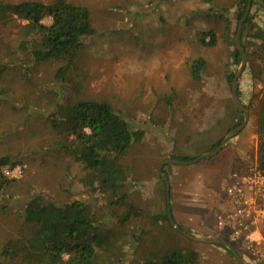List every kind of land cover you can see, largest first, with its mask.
Returning a JSON list of instances; mask_svg holds the SVG:
<instances>
[{"label": "rangeland", "instance_id": "374dc122", "mask_svg": "<svg viewBox=\"0 0 264 264\" xmlns=\"http://www.w3.org/2000/svg\"><path fill=\"white\" fill-rule=\"evenodd\" d=\"M53 1L0 3L48 5ZM66 1L88 11L95 31L83 41L71 64L31 61L17 49L26 23L0 16V61L6 65L0 78V156L9 157L11 167L24 170L20 180L0 193V264H35L21 255L6 258L3 251L8 241L30 238L39 231L36 224L24 220V210L36 197L59 206L78 202L88 207L98 235L106 241L97 248L99 264L110 258L115 264L120 257L117 251H123L121 264H148L167 253L189 250L198 252V264H239L223 249L190 242L169 226L163 218L165 187L158 169L167 159L191 161L212 151L239 121L231 84L240 67L235 62L234 38L243 0ZM249 16L264 29L260 8L251 7ZM51 23L50 17L42 21L45 26ZM209 32L216 40L213 47L202 43V34ZM196 60L206 64L200 79L191 72ZM66 66L60 80L58 71ZM258 72V63L250 69L246 63L237 80L240 101L249 114L237 136L212 158L190 166L162 167L169 181L172 217L189 235L228 242L216 220L229 176L250 162H260L264 149V135H258L263 86L253 79ZM78 102H104L144 133L140 144L115 161L123 173L120 195H126L124 200L102 193L96 183L86 186V172L72 154L71 138L51 127V115ZM236 139L241 155L238 168H214L216 161L226 163L230 158V143ZM236 248L247 263L256 259ZM261 252L264 256V247Z\"/></svg>", "mask_w": 264, "mask_h": 264}, {"label": "trees", "instance_id": "16d2710c", "mask_svg": "<svg viewBox=\"0 0 264 264\" xmlns=\"http://www.w3.org/2000/svg\"><path fill=\"white\" fill-rule=\"evenodd\" d=\"M202 1L210 3L211 0ZM243 4V9L238 14L237 24L243 16L247 0H243ZM254 6L264 12V0H252L251 7ZM5 15L26 23L23 27L24 36L20 39L17 49L35 63L66 60L68 64H71L82 47L83 41L95 34L89 22L88 11L66 0H54L48 5L37 2L14 5L0 3V16L4 18ZM47 17L52 19L50 26L42 24ZM206 36L209 37L207 43L204 41ZM202 37V43L207 47L215 45L216 40L211 32L202 34ZM241 45L246 55L247 68L250 69L253 63L259 64L258 75H254L253 79L263 86L258 108V135L262 138L264 135V29L254 24L250 16L242 28ZM11 55L14 54L9 53V56ZM235 62L237 65L241 64V57L237 50H235ZM205 66L203 60L192 63L191 72L195 79H200ZM66 68L67 66L58 71L57 76L60 80L63 79ZM5 70L6 65L0 61V78ZM237 95L240 100L238 85ZM240 114L239 121L230 130L242 123L243 117L242 113ZM49 118L55 132L63 137L71 138L72 154L82 163L86 172L85 185L92 187L96 183L102 193H110L118 201L124 200L126 195H120L124 184L122 183L123 173L115 161L122 157L132 145L140 144L144 133L132 128L127 116L104 102L68 104L59 108ZM222 140L211 150L216 148ZM259 161L264 168V149L259 153ZM7 167H11L9 157L0 156V193L12 182L3 175V170ZM163 218L168 223L167 215ZM24 220L36 224L39 231L30 238L8 241L3 251L6 258L15 259L21 255L23 260L35 264H99L102 260L97 248L106 241L98 235L91 213L84 204L77 202L70 206H59L36 197L24 210ZM232 246L237 249L236 246ZM217 247L231 255L224 247ZM105 253L108 255L109 251L106 250ZM116 255L120 257H117L114 263L121 264L123 251H117ZM65 256L67 259H64ZM199 259L198 253L194 250L176 251L165 254L157 261H149L148 264L152 262L154 264H198ZM111 260L110 258L105 264H109Z\"/></svg>", "mask_w": 264, "mask_h": 264}, {"label": "built area", "instance_id": "2783aa9c", "mask_svg": "<svg viewBox=\"0 0 264 264\" xmlns=\"http://www.w3.org/2000/svg\"><path fill=\"white\" fill-rule=\"evenodd\" d=\"M21 166L7 167L3 175L14 182L23 177ZM217 229L229 244L244 249L264 264V168L256 160L229 176Z\"/></svg>", "mask_w": 264, "mask_h": 264}, {"label": "water", "instance_id": "95a60500", "mask_svg": "<svg viewBox=\"0 0 264 264\" xmlns=\"http://www.w3.org/2000/svg\"><path fill=\"white\" fill-rule=\"evenodd\" d=\"M251 3L252 0H247V4L245 7V11L243 13V16L238 24L237 27V31L235 34V38H234V45L235 48L237 50V52L240 54L241 57V64L240 67L238 69V71L236 72L234 79L232 81L231 84V90H232V98L234 101L235 106L237 107L238 111L240 113H242V115L244 116V120L243 122L235 129L231 130L230 132L227 133V135L223 138V140L221 141V143L214 148L212 151L204 153L202 155H200L199 157H197L194 160L191 161H184V160H178V159H167L166 161H164L162 163V165L159 166L158 169V174L160 176L161 181L164 184L165 187V199H166V215H167V219H168V223L169 225L176 231L178 232L180 235H182L184 238H186L187 240H189L190 242L196 243V244H203V245H215V246H221L224 247L225 249H227L231 256L234 258V260L239 263V264H249L247 263L237 252V250L228 242L221 240V239H211V238H199V237H194L192 235H189L188 233H186L185 231H183L179 225H177L172 217V213H171V204H170V186H169V181H168V177L165 176L162 173V167L164 165H176V166H190V165H194L202 160L205 159H209L212 158L213 156L217 155L225 146L226 142L229 141L230 139L234 138L235 136H237L247 125L248 119H249V114L247 109L243 106V104L241 103V101L238 98L237 95V80L240 77V75L243 72V69L246 66L247 60H246V55L245 52L242 48L241 45V33H242V28L244 23L246 22L250 9H251Z\"/></svg>", "mask_w": 264, "mask_h": 264}, {"label": "crops", "instance_id": "0c3cea01", "mask_svg": "<svg viewBox=\"0 0 264 264\" xmlns=\"http://www.w3.org/2000/svg\"><path fill=\"white\" fill-rule=\"evenodd\" d=\"M238 143V140L236 139L235 141H231V146H232V151L233 152H231V154H230V158L226 161V163L225 162H223V161H216L215 163H216V165H214L213 167L214 168H218V169H221V168H223V167H233L234 166V168H238V166H239V161H237L238 159L240 160L241 159V155H240V153H238V149H239V145L237 144ZM203 153H205V151L204 152H202L200 155H202ZM229 155H226V157H225V159L228 157ZM213 165V164H212ZM174 219V218H173ZM174 221H176L175 219H174ZM177 225H179L178 224V222L176 221L175 222ZM206 235V234H205ZM196 251V250H195ZM197 252V251H196ZM198 253V252H197ZM250 264H260V263H258L255 259H253V261L250 263Z\"/></svg>", "mask_w": 264, "mask_h": 264}]
</instances>
